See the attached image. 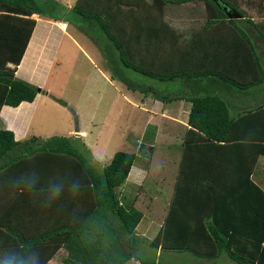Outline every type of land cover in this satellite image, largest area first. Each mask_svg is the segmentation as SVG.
Returning <instances> with one entry per match:
<instances>
[{
  "label": "trees",
  "instance_id": "1",
  "mask_svg": "<svg viewBox=\"0 0 264 264\" xmlns=\"http://www.w3.org/2000/svg\"><path fill=\"white\" fill-rule=\"evenodd\" d=\"M185 1L77 0L68 6L59 0H0V109L3 104L31 101L40 91L36 84L15 75L36 23L32 14L80 25L81 18L78 21L75 15L88 20L82 26L100 31L94 38L112 77L142 92L153 87L131 79L127 68L165 84L182 78L183 88H157L153 97L190 102L187 132L192 133L183 139L185 147L164 219L152 239L141 237L143 243L197 257L226 254L239 264H264V189L251 176L254 166H190L189 162L194 150L200 157L193 155V159L207 158L209 153H202L205 143L212 148L236 144L245 148L246 143L258 140L260 153H264V100L234 113L228 97L215 88L186 90L189 80L195 86L204 78L216 85L237 87L241 95L263 83L264 55L256 46V37L264 41V23L253 22L231 0H205L204 28L226 20L247 44L254 71L249 66L242 71L230 67L242 45L236 35L225 40L216 36L211 48H204L203 40L198 41L203 39L200 33L193 43H185L187 52L198 51L201 63L210 56L215 68L184 72L157 66L161 46L168 54L178 53L170 42H178V34L164 19L163 7ZM223 4L239 16H228ZM136 38L146 53L135 48ZM222 43L226 53L221 52ZM202 137L209 140L201 145L198 140ZM79 145L75 137L57 134L16 139L11 129L0 126V264H47L57 253L61 264H124L131 258L141 264H158L129 251L138 239L135 228L143 212L120 193L141 150L118 149L109 161L95 166ZM217 152L211 149L214 161ZM57 187L59 195L53 191ZM42 206L51 211L39 218L35 213ZM70 237H74L73 244L63 254L60 248Z\"/></svg>",
  "mask_w": 264,
  "mask_h": 264
},
{
  "label": "rangeland",
  "instance_id": "2",
  "mask_svg": "<svg viewBox=\"0 0 264 264\" xmlns=\"http://www.w3.org/2000/svg\"><path fill=\"white\" fill-rule=\"evenodd\" d=\"M59 1H68L71 5L75 3L74 0ZM177 8L168 7L170 12L165 17L177 16L178 11V15L182 12L184 14L187 9ZM75 17L81 18V25L67 22L72 39L67 35L64 37L55 55L54 65L47 72L46 88L49 89V94L42 93L46 103L40 104L38 109L43 115L38 113L37 117L45 118L41 121L39 118L36 129L49 131L44 138L54 134L66 135L71 123L76 125L77 120L81 119L90 132L87 140L89 145H79V148L95 166H99L98 162L102 164L109 161L118 149L142 150L140 155L143 157H137L133 163L141 162L145 167L142 185L137 188L135 197H125L126 201L135 204L143 212L136 229L138 239L132 240L133 245L129 250L137 257L155 259L158 264H239L224 255L214 259L201 258L187 251L157 248L143 243L141 237L152 239L157 232L158 222L163 221L166 213L178 168L177 144L180 138L165 123L158 127L156 123L150 125L146 122L150 111L155 110L151 106L155 99L153 90L163 88L162 81L127 68L126 73L131 79L153 87L142 92L129 89L122 81L112 77L101 47L94 38L99 36L100 31L94 26H87L86 30L82 25H88V20H83L79 15ZM78 44L87 50L91 58H85ZM173 84L171 81L167 88L174 89ZM179 87L183 88V85ZM248 92L245 96L241 95L245 98L243 101L247 102L246 98L251 99L254 105L261 102L264 100V83L260 84L255 93L252 89L249 92L251 95ZM232 93L240 92H229V97ZM248 102L252 105L250 100ZM170 106L169 104L168 107ZM161 119L165 120V117ZM92 157L104 162L94 161ZM261 174L264 176V172ZM148 221L154 222L149 224V229ZM121 234L122 232L119 235ZM134 261L131 258L127 260V264H135Z\"/></svg>",
  "mask_w": 264,
  "mask_h": 264
},
{
  "label": "crops",
  "instance_id": "3",
  "mask_svg": "<svg viewBox=\"0 0 264 264\" xmlns=\"http://www.w3.org/2000/svg\"><path fill=\"white\" fill-rule=\"evenodd\" d=\"M76 1L77 0H74V2ZM231 1L237 4L238 7L244 11V14L250 17L253 20V22H255L258 25H261V23H264V0H231ZM63 3L67 4L68 1L66 2L63 1ZM67 5L70 6L71 4L68 3ZM168 7L173 8V9L180 7V9L182 10L184 8H187V9L184 11L185 12L184 14L182 12V14L178 15L179 13L178 11L177 16H171V18H166L165 16L167 15L168 12H170V10H168ZM207 15H208V6L205 0H188L185 2H181V3H166L163 7V17L169 23V25L174 28L175 32L178 34V36L176 37L178 42L170 41L172 42V45L178 49V53L174 54V52H170L168 54L164 52L163 46H161L160 54L155 58V64L157 66H164V65L172 66V69H181L184 72H191V71H196L200 69L204 70L208 68H215L216 66L213 65L214 62H212V59L210 56L204 57L203 59L204 63L199 62L198 56L200 54L198 53V51L187 52L185 43L189 41L193 43V41L195 40V35L197 33H200L199 36L203 34V39L199 37L198 41L199 39L203 40L204 48L206 47L211 48V44H212L211 39L216 36L218 37V39H222V40L227 39V36L230 37L231 35H236L238 38L240 36H238L237 32L233 28H230L227 21L224 19L218 20L217 22L213 23L208 28H204L203 25L207 18ZM32 16L35 17L36 23L31 33V36L29 38V41L27 43V46L25 48V51L23 53V56L19 64L16 67L15 75L23 79H26L30 81L31 83L36 84L37 86H39L40 91L37 92V94L31 101L23 100L16 106L3 104L0 109V126L11 129L16 139H22L32 134L37 135L41 138H44L47 135V133H49V131H42L44 129H41V130L36 129L37 121L39 120V118H40V121L43 118H45L44 116H40L39 118H37L38 113H41L39 111L41 107L40 104L46 103L45 102L46 99L42 98L41 95L42 93H45L46 95L49 94V89L46 88L47 86L46 85L47 83L46 75H47V72H49L54 65L55 55L57 53L58 47L60 46V44L62 43L66 35L70 39H72V36L70 32L68 31L67 22L62 21V20H52L47 17L40 16L38 13H33ZM262 32H264L263 29H262ZM239 39L240 41H242L241 38ZM133 40L131 41L133 42ZM213 43H215V46H217L216 42H213ZM133 44L135 48H139L141 53H146L143 51L144 49H142L143 47L141 46L138 39L137 41L135 40ZM205 44L207 46H205ZM78 45H79L80 52L83 55H85V58L87 60L91 58L87 50L83 48V46H81L80 44ZM224 45L225 44L222 43L221 52H223L222 50H223ZM256 46L259 48L261 53L264 55V41L259 37H256ZM137 50L138 49H135V52ZM223 53H226V51ZM219 55H222V54L219 53ZM248 56L249 58H247ZM250 56L251 55H250V51L248 49L247 44L242 41L241 48L235 53V57L232 60L230 67L236 70L238 66L241 69L240 71H242L244 68H248L249 66V67H252V71H254L253 68H255V66H254V63L251 62L252 60L250 59ZM218 58L221 59L220 56ZM161 72H166V70L162 68ZM172 82L174 83L172 85L173 88H179V85L184 84L182 78H177L173 80ZM190 83H191V80H189L186 86V90L188 91H190L192 87L197 88V89H202V90H205V89L214 90L215 88L217 89V91H221L224 96L226 95L228 97L227 99L231 106V111H234V113L238 110L239 111L242 110L245 106L251 105L248 102V100H250L253 104V100L248 99V98H246L247 102L243 101V99L245 98H243L240 93H235V94L232 93L231 97H229L230 95H229L228 90L235 92L237 87L235 89V87L233 86H227L226 84L223 85L220 83H217L216 85L213 83L211 79H205V78L203 82H201L200 85L198 84L195 86H191L193 84L191 83V85H189ZM161 84L163 87L166 85L167 87H169L170 82L167 84L161 82ZM259 88H260V84L255 85L254 87H251L254 93ZM248 94L251 95V93H248ZM242 95L245 96V93H243ZM66 102L68 103V101ZM172 102H173V105H172ZM169 104L171 105L170 107H168ZM176 105H178L179 108L178 107L175 108ZM189 105H190V102L185 99L178 98V99H173L171 101H161L155 98L154 100H152V104H151V106H154L155 110L150 111V115L147 117V120H146L147 124L154 125L156 123L158 127L160 126V124L165 123L168 126H170L171 132L178 134L179 136L178 138H180V142L177 144V149H179V157L177 160V163H178L177 166H179L181 155L183 153V148L185 147V144L183 143V139L187 133H190V134L192 133V132H187V128L189 127V124L187 123V114H188ZM161 117H165V120L161 119ZM89 132L90 130L88 131L83 121L81 119H78L76 125L75 124L72 125L71 123V126L67 130L68 134L66 135L75 137L77 140H79L80 145L84 147V145L86 144L89 145V142L87 141ZM207 140H209V138L202 137L198 140V142H200L202 145V143L207 142ZM247 142H250V141H247ZM251 142H255V143H246L245 148L238 144L234 146H230V147L229 146L213 147L215 149H218L219 151V153L217 152L218 159L215 161L213 157H212L213 160L211 159L210 152H211V149H213L212 146L211 145L208 146L205 143L204 149H202L203 150L202 153L203 152L209 153V155L204 160L203 159L200 160L201 158L193 159L192 158L193 155H197L198 157H200L199 151L197 152L196 150H194L191 156V160H189L190 166H254L251 172V176L253 180L256 181L264 189V176H261L262 175L261 173L264 172V153H260L261 150H260V146L258 145L260 141L256 140V141H251ZM209 148L210 150H208ZM254 154L256 157L254 160H252V157L254 156ZM139 156H142V155H139ZM188 158H189V155H188ZM92 159L94 161L104 162V160H99V159L97 160L93 157ZM97 164L101 166L99 162ZM144 169L145 167L141 162L139 163L136 162L135 164L132 165L129 175L121 187V190H120L121 195H125V197H127V195L128 197L129 196L135 197V195H137L136 192L138 191L139 187L142 185L141 182H143ZM133 192L135 193L133 194ZM50 206L49 204H47V208L48 207L51 208ZM42 207H43V210H40L38 213H35L39 215L38 216L39 218H41L43 215L45 217L47 213L49 214V211H51L49 209L47 210V208H45L44 206ZM151 223H154V222L152 221L147 222L148 229L150 228L149 224ZM161 223L162 221L158 222L157 228L161 226ZM136 229H137V225H136L135 230ZM72 238L74 237H70L68 239V243L67 242L64 243L63 246L60 248L61 253L63 252L64 254V252L67 251L69 247H71L74 241V239ZM186 255H190V254H186ZM221 255H224L227 257V259H230L226 254H220L217 257H221ZM217 257H214V258H217ZM201 258H204V257H201ZM207 258L210 259V257H207ZM214 258H211V259H214ZM134 260L136 261V262L134 261L135 264L137 263L141 264L140 261H138L137 259H134ZM52 261H53V264H61L60 263V253H57L56 256L52 257L47 262V264H52ZM124 264H127V261Z\"/></svg>",
  "mask_w": 264,
  "mask_h": 264
},
{
  "label": "water",
  "instance_id": "4",
  "mask_svg": "<svg viewBox=\"0 0 264 264\" xmlns=\"http://www.w3.org/2000/svg\"><path fill=\"white\" fill-rule=\"evenodd\" d=\"M223 10L226 11V13L228 14V16L230 17H238L239 13L236 10H231L227 7V5H222Z\"/></svg>",
  "mask_w": 264,
  "mask_h": 264
},
{
  "label": "clouds",
  "instance_id": "5",
  "mask_svg": "<svg viewBox=\"0 0 264 264\" xmlns=\"http://www.w3.org/2000/svg\"><path fill=\"white\" fill-rule=\"evenodd\" d=\"M53 191H54V194H55V195H59L61 189H60L59 187H57V188H55Z\"/></svg>",
  "mask_w": 264,
  "mask_h": 264
}]
</instances>
